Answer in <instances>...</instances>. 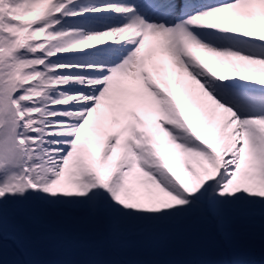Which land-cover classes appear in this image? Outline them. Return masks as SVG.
<instances>
[{
  "label": "snow or ice",
  "instance_id": "obj_1",
  "mask_svg": "<svg viewBox=\"0 0 264 264\" xmlns=\"http://www.w3.org/2000/svg\"><path fill=\"white\" fill-rule=\"evenodd\" d=\"M10 210L117 237L264 224V0H0Z\"/></svg>",
  "mask_w": 264,
  "mask_h": 264
},
{
  "label": "rangeland",
  "instance_id": "obj_2",
  "mask_svg": "<svg viewBox=\"0 0 264 264\" xmlns=\"http://www.w3.org/2000/svg\"><path fill=\"white\" fill-rule=\"evenodd\" d=\"M262 229L259 221L192 222L117 237L84 230L55 215L26 217L10 210L0 222V264H189L199 256L215 264H243L235 251L242 242L239 239L253 237V232L261 234Z\"/></svg>",
  "mask_w": 264,
  "mask_h": 264
},
{
  "label": "trees",
  "instance_id": "obj_3",
  "mask_svg": "<svg viewBox=\"0 0 264 264\" xmlns=\"http://www.w3.org/2000/svg\"><path fill=\"white\" fill-rule=\"evenodd\" d=\"M222 236V234H220ZM250 237L242 236V242L235 248V251L241 256L243 264H264V242L261 241V234L253 232ZM225 243V240H223ZM228 244V241H226ZM189 264H215L207 261L204 256H199L195 261Z\"/></svg>",
  "mask_w": 264,
  "mask_h": 264
}]
</instances>
